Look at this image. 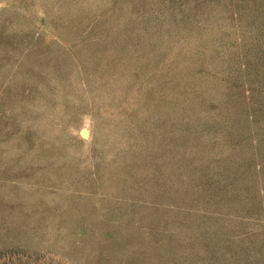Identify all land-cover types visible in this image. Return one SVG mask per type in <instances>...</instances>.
Returning <instances> with one entry per match:
<instances>
[{"label":"rangeland","instance_id":"1","mask_svg":"<svg viewBox=\"0 0 264 264\" xmlns=\"http://www.w3.org/2000/svg\"><path fill=\"white\" fill-rule=\"evenodd\" d=\"M0 264H264V0H0Z\"/></svg>","mask_w":264,"mask_h":264},{"label":"snow or ice","instance_id":"2","mask_svg":"<svg viewBox=\"0 0 264 264\" xmlns=\"http://www.w3.org/2000/svg\"><path fill=\"white\" fill-rule=\"evenodd\" d=\"M82 134H83V135H85V136L87 135L86 131H85V132H83Z\"/></svg>","mask_w":264,"mask_h":264}]
</instances>
